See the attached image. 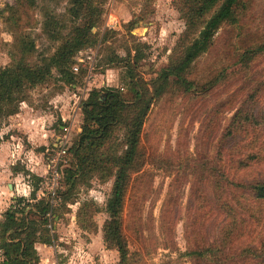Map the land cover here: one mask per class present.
Listing matches in <instances>:
<instances>
[{
    "label": "rangeland",
    "instance_id": "obj_1",
    "mask_svg": "<svg viewBox=\"0 0 264 264\" xmlns=\"http://www.w3.org/2000/svg\"><path fill=\"white\" fill-rule=\"evenodd\" d=\"M72 6L73 0H36L35 4L0 0V68L12 63L16 39L18 43L27 38L35 45L26 58L39 64L51 57L75 28H84L94 19L87 9L75 18ZM91 7L98 10V24L75 56L76 65L78 59L85 61L77 85H63L53 70V77L30 93L21 116L4 121L0 172L6 166L33 169L41 163L47 173V152L29 143L27 121L43 117L45 128L54 134L48 146L67 136L68 147L73 148L82 133L83 108L90 93L116 88L130 99L135 80L148 84L156 80L187 32L183 0H91ZM228 8L235 13L236 22L223 25L211 50L193 64L188 75L194 84L191 90L173 82L151 106L142 133L140 168L132 176L120 213L131 264H194L186 254L209 247L224 261L225 245L233 249L228 254L232 260L242 252L243 244L256 247L264 237V204L245 202L251 198L245 188L264 180V0H241L238 7ZM110 14L117 18L116 29L106 27ZM50 18L57 22V33L52 36L46 28ZM199 33L194 31L192 37ZM16 54L22 58L18 51ZM89 58L95 60L91 74ZM124 142L125 130L119 128L101 147L106 149V158L123 154ZM74 160L73 156L69 167L74 166ZM100 160L91 166H99ZM104 164L103 168L112 166ZM108 174L92 172L79 179L75 188L66 185L71 199L61 197L55 212L54 230L60 222L54 235L57 253L53 264L119 263V253L108 250L104 242L103 226L110 220L108 204L116 181ZM32 178L23 175L20 182H14V194L29 200L27 210L42 198L41 183L36 201L25 188L27 183L32 186ZM7 184L13 183L8 181L0 190L8 192ZM227 197L240 209L242 218L250 221L253 231L257 227L256 232L247 229L236 238L238 245L235 241L224 245L219 240ZM2 206L6 208V202H0V212H5ZM212 215L215 218L209 219Z\"/></svg>",
    "mask_w": 264,
    "mask_h": 264
},
{
    "label": "trees",
    "instance_id": "obj_2",
    "mask_svg": "<svg viewBox=\"0 0 264 264\" xmlns=\"http://www.w3.org/2000/svg\"><path fill=\"white\" fill-rule=\"evenodd\" d=\"M26 1L29 4L36 3V0ZM222 1L183 0L182 17L186 21L187 32L181 40L182 43L174 51L169 66L160 72L157 79L150 84L141 79L135 80L136 87L130 99H126L116 88L93 90L84 105V126L79 142L70 149L75 160L74 163L72 162L74 166L65 169V186L68 184L75 188L79 179L87 178L85 176L92 172L108 171V175L115 176V191L108 204L110 220L105 222L103 232L107 249L119 253L118 264H131L129 245L123 236L120 213L124 208L132 176L140 168L138 158L142 133L151 106L154 101L163 97L173 82L177 86L186 87V91L191 90L194 84L188 80V75L193 64L211 50L214 37L223 25L236 22V15L228 5L238 7L241 0H225L221 5ZM85 9L94 19H91L84 28H75L70 37L62 40L57 51L51 57L44 58L39 64L33 65L26 58L33 53L35 45L27 42V38L18 43L17 39L15 40L13 47L17 48L16 53L18 51L22 58L19 59L18 54L12 52V63L0 68V129L6 119L20 113L22 105L28 102L30 93L36 87L47 83L53 77V70L58 72L57 79L63 85H77L78 75L84 70L81 69L78 74L74 73L75 56L89 42L90 31L98 24L99 14L97 15V9H92L91 0H73L71 12L74 13L75 18L79 19ZM54 22L57 27L54 18H50L46 25L50 36L57 33L54 30ZM197 30L200 31L199 35L196 38L192 37L193 32ZM119 128L125 130L126 149L121 155L115 153L112 154V159L106 158V149L103 150L101 147L112 139L114 132ZM99 157L101 159L99 166L97 164L91 166ZM241 158L246 159V156ZM107 162L112 166L103 168L104 163ZM17 171L22 170L17 169ZM33 179L31 198L36 201L41 179L38 177ZM66 189L62 194V200L71 199V191L67 192ZM245 190L251 197L245 199V202L264 204V180L248 185ZM28 203L27 199L18 198L6 214L7 228L0 236V251L3 257L0 264H40L36 244L53 245L47 219L49 206L44 201H38L31 205V210L27 211V207L30 206ZM224 207L227 213L220 226L219 240L222 239L224 245L232 241L237 244L236 238H240L247 229L253 231V226L249 220L242 218L240 209L233 206L228 197L225 198ZM211 218L215 216L212 215L209 219ZM225 247L228 250L225 252L224 261H219L221 256H215V251L211 247L206 251L193 250L186 255L192 257L194 264L199 261L208 264H242V260L243 264H264V237L256 247L243 244L242 252L233 256L232 260H229L228 254L233 249L227 245ZM223 251L217 249L220 254H223Z\"/></svg>",
    "mask_w": 264,
    "mask_h": 264
},
{
    "label": "crops",
    "instance_id": "obj_3",
    "mask_svg": "<svg viewBox=\"0 0 264 264\" xmlns=\"http://www.w3.org/2000/svg\"><path fill=\"white\" fill-rule=\"evenodd\" d=\"M22 108L23 107H21V110H22ZM21 110H20V112H21ZM19 114H17L16 116H13L11 118L20 117L21 115H19ZM26 117L28 118L29 116H26ZM11 118H9V119H11ZM24 126H25V129H29V130H27L26 134L29 131V133L27 134L28 135V141L33 147H35L36 145L37 146L40 145V147H43V151L46 153L47 150L50 149L51 146L52 147L54 146V144L48 146L51 142V140H49V139L53 138L54 134H53V131L47 130L45 128L46 124H44V122H43V117H41V118L40 117L39 118L32 117L29 121H27V123ZM45 153H44V157H45ZM43 159H45V158H43ZM22 167L23 168H18V166H6V168L2 169L3 172H0V187L1 188L3 185H6V183H8V181H11L13 183V184H7V187L9 190L8 192H4V190H2V189L0 190V193H2V194H0L1 195L0 202H4V203L6 202V208H5V206L4 207L2 206V210H4L5 212H3V211L0 212V217L3 220L2 222H0V236L5 232V230L7 228L6 214L13 207L16 200L18 198H25L29 202V200L26 196L17 197L14 194V190H15L14 182H20L19 180L21 179V177L23 175H25L26 177H29V178L38 177V178L42 179V177L46 174V166H44L43 164L41 165V163H38L37 166H33V169H31L29 166H22ZM17 169H20L22 171H17ZM31 174H33V175L31 176ZM34 174L36 176H34ZM24 186L27 190L30 191V196H31L32 192H33V184L31 186V183L30 184L27 183V184H24ZM17 192H19V195L21 194L19 189H17ZM37 195H38V192H37ZM37 199H38V197H37ZM27 211H29V210H27ZM55 211L53 213V219L51 221L48 218V214H47V219L49 221L48 228L52 225V230L50 228H49V230L51 231V235L53 238V245H46L43 243H37L35 246L36 251L40 257V264H53V261H52L53 255H56V253H57V246H56L57 240H56V237L54 235L58 231V226H59L58 223L60 222V220L55 224V230H54L53 226H54V221L56 220Z\"/></svg>",
    "mask_w": 264,
    "mask_h": 264
},
{
    "label": "built area",
    "instance_id": "obj_4",
    "mask_svg": "<svg viewBox=\"0 0 264 264\" xmlns=\"http://www.w3.org/2000/svg\"><path fill=\"white\" fill-rule=\"evenodd\" d=\"M117 18L110 14L107 20L106 27L109 29L117 28ZM92 63L88 68L89 74L94 70L95 60L89 58ZM79 65L74 66L73 71L78 74L82 69L84 60L78 59ZM69 140L67 136L59 138L53 148L48 149L47 156V173L41 183L42 190L39 192L42 198L39 197L40 201H44L49 206L48 218L50 221L53 219L54 211L59 207L61 202L62 194L66 188L65 186V169L69 167V163L72 160L73 155L70 153V147H68ZM52 230V225L49 227Z\"/></svg>",
    "mask_w": 264,
    "mask_h": 264
}]
</instances>
